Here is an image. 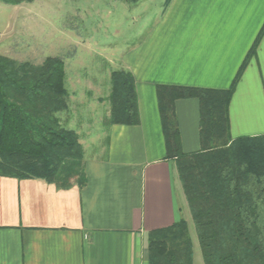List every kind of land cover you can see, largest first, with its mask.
<instances>
[{"label": "crops", "instance_id": "obj_1", "mask_svg": "<svg viewBox=\"0 0 264 264\" xmlns=\"http://www.w3.org/2000/svg\"><path fill=\"white\" fill-rule=\"evenodd\" d=\"M264 0H164L163 12L124 60L139 123L112 125L107 150L84 158L82 181L0 177V264H148L151 232L190 214L166 157L156 87L226 90L232 139L264 135ZM183 153L200 149L199 102H175Z\"/></svg>", "mask_w": 264, "mask_h": 264}, {"label": "trees", "instance_id": "obj_2", "mask_svg": "<svg viewBox=\"0 0 264 264\" xmlns=\"http://www.w3.org/2000/svg\"><path fill=\"white\" fill-rule=\"evenodd\" d=\"M34 0H0L7 6ZM136 4L139 0H122ZM264 25L248 56L256 51ZM246 62L226 90L156 87L166 157L175 161L203 264H264V135L232 139L228 107ZM107 124L139 123L133 75L111 73ZM62 59L40 66L0 56V177L39 179L68 189L82 181L84 153L59 115L68 109ZM199 102L200 149L183 153L175 102ZM148 264H193L187 223L151 232Z\"/></svg>", "mask_w": 264, "mask_h": 264}, {"label": "rangeland", "instance_id": "obj_3", "mask_svg": "<svg viewBox=\"0 0 264 264\" xmlns=\"http://www.w3.org/2000/svg\"><path fill=\"white\" fill-rule=\"evenodd\" d=\"M163 7L164 0L0 3V56L32 66L48 57L62 59L68 109L59 115L60 123L77 134L84 158H98L107 150L111 73L128 71L124 60ZM189 224L193 264H203L191 216Z\"/></svg>", "mask_w": 264, "mask_h": 264}]
</instances>
